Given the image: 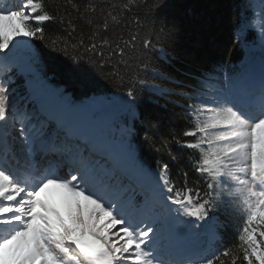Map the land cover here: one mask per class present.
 Here are the masks:
<instances>
[{
	"label": "snow or ice",
	"instance_id": "obj_1",
	"mask_svg": "<svg viewBox=\"0 0 264 264\" xmlns=\"http://www.w3.org/2000/svg\"><path fill=\"white\" fill-rule=\"evenodd\" d=\"M172 7L0 0V264H264V0L235 5L248 61L199 74L175 68ZM144 96L190 127L163 133ZM220 215L241 221L228 246Z\"/></svg>",
	"mask_w": 264,
	"mask_h": 264
},
{
	"label": "trees",
	"instance_id": "obj_2",
	"mask_svg": "<svg viewBox=\"0 0 264 264\" xmlns=\"http://www.w3.org/2000/svg\"><path fill=\"white\" fill-rule=\"evenodd\" d=\"M87 2V0H82ZM100 2V0H94ZM110 3H120L121 0H109ZM239 0H171L173 5L172 15L177 24L178 39L175 45V54L180 58L175 63V68L180 71H191L194 74L209 71L223 66L225 69L240 67V62L246 51L233 45V32L236 25L235 5ZM107 7L105 12L108 11ZM99 12V10H98ZM132 17H128L131 21ZM109 23L111 20L109 18ZM91 30L85 25V34ZM119 33L127 36L128 27L117 29ZM109 35H112L110 32ZM33 43L45 54L43 59L48 65L49 74H54L53 84L66 87L70 93L79 98L83 91L60 68L67 63L59 53H48V50L39 41ZM57 57L53 60L51 57ZM183 79V77H180ZM99 89H87L88 94L98 91L102 96L114 92L110 84L99 81ZM175 99V98H173ZM140 109L144 115L150 118L161 116L163 118V133H182L190 127L188 114L180 108L168 105V111L163 112L144 96L140 100ZM182 155H187L191 150L177 149ZM144 155L154 159L156 154L147 146L144 147ZM196 177L193 175L192 179ZM219 219L226 222L227 228L223 232L224 245L235 242L237 229L241 223L237 216L220 215Z\"/></svg>",
	"mask_w": 264,
	"mask_h": 264
},
{
	"label": "rangeland",
	"instance_id": "obj_3",
	"mask_svg": "<svg viewBox=\"0 0 264 264\" xmlns=\"http://www.w3.org/2000/svg\"><path fill=\"white\" fill-rule=\"evenodd\" d=\"M258 68H260V64L258 65ZM260 70V69H259Z\"/></svg>",
	"mask_w": 264,
	"mask_h": 264
}]
</instances>
